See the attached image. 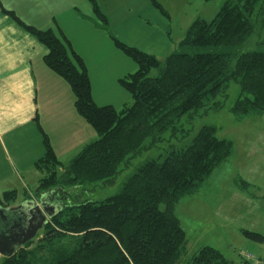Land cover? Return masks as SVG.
Returning <instances> with one entry per match:
<instances>
[{"label": "trees", "instance_id": "trees-1", "mask_svg": "<svg viewBox=\"0 0 264 264\" xmlns=\"http://www.w3.org/2000/svg\"><path fill=\"white\" fill-rule=\"evenodd\" d=\"M90 1L106 22L95 0ZM263 25L264 0H225L212 20H195L166 59L113 38L137 64L136 71L119 80L132 98L120 109L96 104L85 61L65 36L23 25L48 47L47 66L70 84L77 112L98 139L63 166L40 128L46 152L35 164L44 174L36 195L49 198L52 215L35 245L33 239L0 264H234L211 246L190 256L189 239L176 214L180 200L195 194L233 153L234 142L219 137L215 126L202 127L186 148L169 152L165 159L144 162L111 197L80 201V190L112 185L122 166L129 167L166 134L180 131L183 117L192 118L207 103L227 97L232 83L240 87L230 108L238 119L264 114V51H241ZM213 106L222 109L225 104L218 100ZM16 195L3 194L5 200ZM0 206H9L1 195ZM242 233L264 244L263 234ZM65 236L78 237L76 246L61 243Z\"/></svg>", "mask_w": 264, "mask_h": 264}, {"label": "crops", "instance_id": "crops-1", "mask_svg": "<svg viewBox=\"0 0 264 264\" xmlns=\"http://www.w3.org/2000/svg\"><path fill=\"white\" fill-rule=\"evenodd\" d=\"M154 1L165 12L153 0H95L106 18L103 22L90 0H0V188L17 183L28 187L31 180L39 186L44 174L35 164L46 152L40 128L63 166L98 139L77 112L70 84L47 66L48 47L23 25L65 36L85 61L96 104L120 109L132 98L119 80L137 64L113 38L164 59L176 51L195 20H209L194 10V0ZM174 28L179 30L175 36ZM117 59L124 63L112 70L115 74H107ZM108 76H113L115 91L101 84L108 80L112 86ZM97 77L102 93L95 85ZM260 168L253 169V180ZM253 180L249 183L259 187ZM31 201L30 196L22 204Z\"/></svg>", "mask_w": 264, "mask_h": 264}, {"label": "rangeland", "instance_id": "rangeland-1", "mask_svg": "<svg viewBox=\"0 0 264 264\" xmlns=\"http://www.w3.org/2000/svg\"><path fill=\"white\" fill-rule=\"evenodd\" d=\"M223 1L194 0V10L198 15L212 20ZM177 31L179 30L174 28V36ZM253 50L264 51V25L257 26V33L241 49L245 52ZM130 60L136 65L131 58ZM122 63H124L122 60L117 59L115 66L109 65L106 73L115 74L112 70L115 67L117 69ZM108 78L112 80V86L108 80L101 84L107 86L106 90L112 88L115 91L117 86H114L113 76ZM99 80L100 77H97V80L94 78L95 85L102 93L103 89ZM239 93V85L232 83L227 90V97H219L207 103L192 118L188 115L183 117L179 124L180 131L173 135L166 134L163 141L133 158L129 167L122 166L112 185L98 183L96 186H87L85 191L80 190L82 193L80 201H101L115 195L144 162L151 159H165L169 152L186 148L202 127L215 126L219 137L234 142V149L232 155L212 172L195 194L184 197L177 205L176 214L190 240L189 255H193L202 247L211 246L223 253L234 264H250L244 260V254H254L258 259L264 260V244L249 241L242 233V230L246 229L264 235V201H262L264 200V114L238 119L230 108ZM218 100L225 104L222 109L213 106ZM68 161L65 160L66 163ZM257 162L260 163L258 166ZM260 166L259 176H255L253 180V169H258ZM254 171L256 175L257 171ZM252 180L260 186L251 185L249 182ZM27 185L29 186L17 183L16 186L0 188L2 201H6L8 207H18L25 198L31 196L32 202L38 205L45 203L48 207L49 198L45 197L44 193L41 196L36 195L38 181L31 180ZM9 191H16L17 195L15 198L5 200L3 194ZM51 192V190L47 191L48 194ZM42 234L41 230L39 240ZM78 239V237L65 236L61 239V243H64L67 248H72L76 246ZM36 240L38 237L35 238L34 245ZM244 243L247 244L244 246ZM43 255L47 257L48 250H45ZM2 258L3 256L0 255V262Z\"/></svg>", "mask_w": 264, "mask_h": 264}, {"label": "water", "instance_id": "water-1", "mask_svg": "<svg viewBox=\"0 0 264 264\" xmlns=\"http://www.w3.org/2000/svg\"><path fill=\"white\" fill-rule=\"evenodd\" d=\"M51 215L45 203L31 201L18 207H0V255L10 257L35 239Z\"/></svg>", "mask_w": 264, "mask_h": 264}, {"label": "built area", "instance_id": "built-area-1", "mask_svg": "<svg viewBox=\"0 0 264 264\" xmlns=\"http://www.w3.org/2000/svg\"><path fill=\"white\" fill-rule=\"evenodd\" d=\"M244 260L250 264H264V260H260L254 254H244Z\"/></svg>", "mask_w": 264, "mask_h": 264}, {"label": "flooded vegetation", "instance_id": "flooded-vegetation-1", "mask_svg": "<svg viewBox=\"0 0 264 264\" xmlns=\"http://www.w3.org/2000/svg\"><path fill=\"white\" fill-rule=\"evenodd\" d=\"M39 235V234H38Z\"/></svg>", "mask_w": 264, "mask_h": 264}]
</instances>
